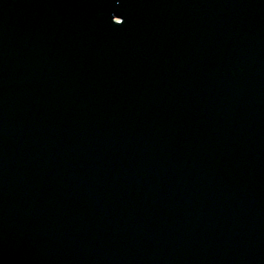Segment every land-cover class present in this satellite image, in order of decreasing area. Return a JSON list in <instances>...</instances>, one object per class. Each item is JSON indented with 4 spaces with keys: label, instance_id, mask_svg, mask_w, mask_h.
I'll return each instance as SVG.
<instances>
[{
    "label": "water",
    "instance_id": "water-1",
    "mask_svg": "<svg viewBox=\"0 0 264 264\" xmlns=\"http://www.w3.org/2000/svg\"><path fill=\"white\" fill-rule=\"evenodd\" d=\"M0 264H264V0H0Z\"/></svg>",
    "mask_w": 264,
    "mask_h": 264
}]
</instances>
